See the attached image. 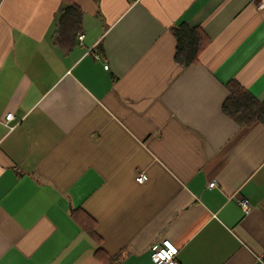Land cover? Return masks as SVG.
Returning a JSON list of instances; mask_svg holds the SVG:
<instances>
[{
	"label": "crops",
	"instance_id": "obj_1",
	"mask_svg": "<svg viewBox=\"0 0 264 264\" xmlns=\"http://www.w3.org/2000/svg\"><path fill=\"white\" fill-rule=\"evenodd\" d=\"M74 2L62 52L61 0H0V264H156L163 239L178 264H264V123L222 111L232 79L264 101V8ZM180 23L209 39L188 66Z\"/></svg>",
	"mask_w": 264,
	"mask_h": 264
},
{
	"label": "trees",
	"instance_id": "obj_2",
	"mask_svg": "<svg viewBox=\"0 0 264 264\" xmlns=\"http://www.w3.org/2000/svg\"><path fill=\"white\" fill-rule=\"evenodd\" d=\"M61 2L64 4L56 17L53 42L62 52H67L76 43L77 35L81 29L82 12L74 0H61ZM172 33L176 38L175 61L183 66L196 63L200 53L209 43L208 37L199 30L198 26L187 23H180L173 27ZM226 87L228 95L222 103L224 114L238 126H247L256 121L264 123V101L258 100L235 79L228 81ZM79 217L82 219L76 218L77 222L83 223L84 227H87L89 222L86 216ZM113 263V261L111 263L104 262V264Z\"/></svg>",
	"mask_w": 264,
	"mask_h": 264
},
{
	"label": "built area",
	"instance_id": "obj_3",
	"mask_svg": "<svg viewBox=\"0 0 264 264\" xmlns=\"http://www.w3.org/2000/svg\"><path fill=\"white\" fill-rule=\"evenodd\" d=\"M254 3L257 8H264V0H254ZM78 40L83 39V34L78 33ZM107 67V65H105ZM13 119V115L11 113H6L5 120L6 122ZM146 175L140 173L136 177V181L143 182L146 179ZM214 182H210L209 186H213ZM238 204L242 208L243 211L247 212L249 209V201L247 198H240L238 200ZM174 250V251H173ZM178 254V248L172 244L168 239H163L159 242L158 245L152 248L150 253L151 259L156 264H178L176 256ZM163 256V258H161Z\"/></svg>",
	"mask_w": 264,
	"mask_h": 264
},
{
	"label": "snow or ice",
	"instance_id": "obj_4",
	"mask_svg": "<svg viewBox=\"0 0 264 264\" xmlns=\"http://www.w3.org/2000/svg\"><path fill=\"white\" fill-rule=\"evenodd\" d=\"M173 251H174V250H173ZM161 258H163V256H162Z\"/></svg>",
	"mask_w": 264,
	"mask_h": 264
}]
</instances>
